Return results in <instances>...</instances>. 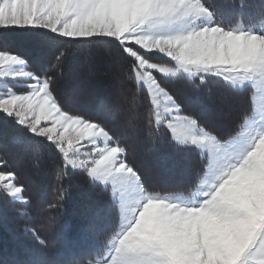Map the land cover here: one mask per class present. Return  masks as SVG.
<instances>
[{
    "label": "snow or ice",
    "instance_id": "1",
    "mask_svg": "<svg viewBox=\"0 0 264 264\" xmlns=\"http://www.w3.org/2000/svg\"><path fill=\"white\" fill-rule=\"evenodd\" d=\"M257 24L264 0H0V230L9 209H32L34 242L0 246V264H264ZM93 68L109 70L102 90ZM17 149L41 170L50 159L49 207L62 182L99 194L98 259L46 258L55 218L43 222Z\"/></svg>",
    "mask_w": 264,
    "mask_h": 264
},
{
    "label": "trees",
    "instance_id": "2",
    "mask_svg": "<svg viewBox=\"0 0 264 264\" xmlns=\"http://www.w3.org/2000/svg\"><path fill=\"white\" fill-rule=\"evenodd\" d=\"M19 46L24 51H29L31 48V45L24 43ZM93 70L101 72L97 78V88L102 90L107 87L110 75H105L103 70L96 68ZM224 108H227V105ZM144 135H148L147 131ZM142 147L138 149V155L143 159L145 154ZM13 152L19 168L22 170L23 182L32 188L30 194L33 201L36 200L39 193L40 203L47 209V215L43 222L47 224L49 216L55 218L52 229L42 233L47 241V247L43 250L46 258L53 262L70 261L73 258L80 260L98 259L99 257H93L87 253L102 238L95 230L96 225L103 219V217L96 215L102 206L99 194L87 188H76L62 182L60 187L67 190L65 200L61 202L58 208L49 207L50 204H55L57 197L54 169L50 159L44 157L45 167L41 170L40 163L30 162L23 151L17 149ZM178 164L179 161L174 154L166 149L163 150L161 167L165 175H175L174 166ZM31 211L32 209L22 208L15 212L9 209L4 213L5 223L3 230H0V246L9 252H14L34 243L31 236L24 232L27 216L21 215L22 212L31 213ZM13 232L15 238L12 237Z\"/></svg>",
    "mask_w": 264,
    "mask_h": 264
},
{
    "label": "rangeland",
    "instance_id": "3",
    "mask_svg": "<svg viewBox=\"0 0 264 264\" xmlns=\"http://www.w3.org/2000/svg\"><path fill=\"white\" fill-rule=\"evenodd\" d=\"M257 27H264V25H259V24H258ZM103 71L106 72V71H109V70H103ZM224 111H227V108H224ZM70 134H71V133H70Z\"/></svg>",
    "mask_w": 264,
    "mask_h": 264
}]
</instances>
